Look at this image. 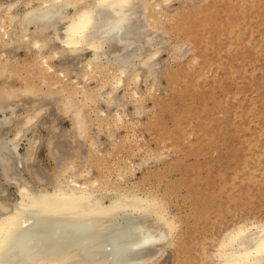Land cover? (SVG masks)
Segmentation results:
<instances>
[{"label":"bare ground","instance_id":"1","mask_svg":"<svg viewBox=\"0 0 264 264\" xmlns=\"http://www.w3.org/2000/svg\"><path fill=\"white\" fill-rule=\"evenodd\" d=\"M163 1L0 0V40L9 44L7 47L14 46L8 52L24 47L46 76L55 72L50 63L52 59L62 61L59 69H64L63 63L68 59L78 60L84 52H90L81 63L84 81L98 69L106 72L105 78L92 90L87 91L83 86L84 89L77 88L70 93H58L56 89L50 93L34 79L15 85L10 77L20 74L18 58L13 60L0 52V58H4L0 59V264H157L164 247L172 246L174 218L165 214L167 210L160 211L153 194L142 195L135 189L99 191L98 179L89 180L85 177L87 173L65 162L70 154L68 135L80 141L88 135L93 120L103 122L108 131L114 127L113 120L115 123L123 120V113L112 119L104 110L96 108L102 102L107 106H121L128 98L127 93L118 92L122 83L139 86L143 72L148 76L146 80L155 85L159 51L150 49L145 55L141 42L143 37L145 40L144 35H149L143 25L150 23L144 21L152 20L153 9L160 8ZM263 22L264 0H234L226 6L222 17L217 10L204 11L203 6L185 14L180 26L186 31H197L196 26L201 25L204 31L195 32L194 36L197 41H209V47L215 50L213 42H219L220 28L232 27L239 35L246 29L259 31ZM146 32L151 31L148 28ZM152 38L147 39L150 47L156 45ZM156 42L160 43L158 39ZM158 69L157 74L161 68ZM70 71L74 74V67L61 70L59 75L66 79ZM257 71L264 73V33L249 49L244 62L233 72L226 68L225 83L204 77V102L177 113L180 122L177 131L169 134L170 140L179 143L190 135H197L199 148L205 149L209 137L204 113L210 110L207 102L213 100L216 88L227 87L232 80H242V73L245 79L254 80ZM46 76L42 82L50 87ZM132 91L138 102L140 93L135 86ZM77 93L90 97L95 104L94 117L91 104L78 101ZM254 94L253 85L230 115L235 148L230 167L238 174L231 181L220 177L221 197L228 204L239 199L247 187L249 209L264 210V88L259 101ZM21 96L28 107L20 113L16 98ZM51 99L52 104L46 105ZM49 105L52 110L47 112L49 125H44L49 130L45 143L50 156L59 164V172L52 178L34 164L37 148L44 140L37 122L44 107ZM199 112L203 113L202 122ZM59 114L70 120V131L55 124ZM109 133L114 143L117 136ZM144 140L142 137L139 142ZM90 143L94 147L96 141ZM70 170L73 173L60 181V173ZM83 177L85 180L80 181ZM214 211L221 212L217 208ZM190 251L191 247L186 245L184 252ZM185 264H264V226L239 224L220 236L211 251L205 248L203 251L200 246Z\"/></svg>","mask_w":264,"mask_h":264},{"label":"rangeland","instance_id":"2","mask_svg":"<svg viewBox=\"0 0 264 264\" xmlns=\"http://www.w3.org/2000/svg\"><path fill=\"white\" fill-rule=\"evenodd\" d=\"M160 1L153 0L156 3H160ZM164 1L161 2L160 8L153 9L152 20L144 21L150 23L143 25V30L150 36L144 35L146 36L145 40L143 37L141 42L145 47L143 54L147 52L145 53L147 55L150 49H157L160 53L156 55H159L156 57L157 67L161 69L157 74L159 71L157 68L155 85H151L146 80L148 76L142 72L139 86L138 84L134 85L140 93L139 95L142 96H139L137 102L135 99L138 98L134 97L135 94L132 91L134 86L122 83L118 92L120 94L127 93L128 98L121 106H107L102 102L96 108L104 110L112 119L123 113V120L118 123L113 120L114 127L111 131L107 130L106 125L102 124L103 122L98 123L93 120L84 141H78L68 135L70 154L66 156L68 160L65 162L72 166L76 165V170H83L87 173L85 177L89 180L98 179L101 184L99 191L117 188L129 191L135 189L142 195H146L148 192L153 194L160 211L165 213L164 211L167 210L168 213L166 211L165 214H168L167 216L171 214L170 217L174 218L175 224L173 226L175 229L172 228L174 235L171 233L173 244L164 247L165 249L157 257L158 260L156 259L157 264H185L188 256L195 255L200 246L203 251L204 248L211 251L213 244L220 236L239 224L258 223L264 226L262 225L264 224V210L249 209L250 192L247 187L239 199H234L226 204L221 197L222 183L220 180L221 176H225V180L231 181L234 175L238 174L236 169L230 167L235 151L234 138L230 132V115L235 112L236 106L243 101L244 96L248 94L253 85L256 100H260L264 88V73L257 71L254 80L245 79L242 73V75L240 74L242 80H232L227 87L222 85L216 88L213 100L207 102L210 110L208 113H204V124L207 126L209 137L205 149L199 148L200 143L197 135H190L187 140L179 143L178 140L169 138V134L178 129L180 118L177 117V113L180 114L188 107H199L204 102L202 98L204 77L214 78L220 84L225 83L226 68L233 72L246 60L249 49L263 36L264 22L259 31L252 32V30L246 29L239 35L232 27L220 28L218 31L220 40L213 42L216 46V49L213 50L209 47V41L204 39L197 41L194 36L195 32L204 31L201 25L196 26L197 31H186L180 26V19L185 14L203 6L204 11L207 9L217 10L222 17L226 6L234 0H166L165 2H168L166 6ZM144 15L147 16L146 13ZM150 26L155 27L150 28ZM148 28L151 31L149 33L146 32ZM150 38L157 46L150 47L147 44V39ZM157 39L161 44L156 42ZM143 41L146 42L143 43ZM7 46L9 44L6 45L3 40H0V52L5 53V56L7 54L9 58L13 57V60L18 58L20 74L10 77L15 85L34 79L42 89L50 93L56 92V90L58 93L65 91L70 93L77 88L79 90L85 88L89 91L95 88L106 75L104 70L99 71L98 69L87 79L88 81H84L82 76L85 71L83 68L81 70V63L91 55L90 52H84L83 58L68 59L69 62L63 63L65 64L63 65L64 69H59L62 67L59 66L62 61L52 59L50 63L54 66L55 74L50 73L46 76L41 65L30 57L24 47L8 52V49L10 50L14 46ZM77 66L78 69L75 68ZM73 67L74 74L71 71L68 72L70 74L66 79L59 75L61 70L63 72L69 68L73 69ZM76 69L77 73L75 74ZM44 76L48 77L51 82L50 87L43 84ZM94 78L96 79L94 80ZM159 78L161 79L160 83ZM78 81L80 82L78 83ZM53 85L56 87L53 88ZM83 86L84 88H82ZM77 94V96L74 95L75 98L77 97L78 101L85 100L84 103L88 105L91 104L89 106L91 114L95 115V104L92 103L90 97L86 96L89 98L87 99L84 94ZM16 100V103L19 102L17 111L21 113L25 107H28V104L25 103L22 96ZM51 101L52 99L46 105L52 104ZM125 105L127 107L124 109ZM50 106L52 105L44 107L43 114L37 122V127L42 132L44 140L37 148L34 164L41 166L45 170V175H50L49 177L52 178L56 172H59V164L50 156L45 143L49 136V130L44 125L49 123V121L47 122L49 118L47 112L52 110ZM141 106L144 109L143 107L141 109ZM144 110L146 112H143ZM127 114L130 116L126 118ZM199 117L202 122V112H199ZM55 124L67 132L70 131V120L63 118L61 114L57 116ZM250 125L254 126L253 123ZM109 132L113 136H117L114 143L108 137ZM142 137L145 139L144 142H139ZM92 141H96L94 147L90 143ZM70 173L73 171L61 172L59 180L64 181ZM84 180V177L80 178V181ZM229 200L231 201L232 198ZM215 208L221 212H215ZM186 245L191 247L189 254L184 252Z\"/></svg>","mask_w":264,"mask_h":264}]
</instances>
